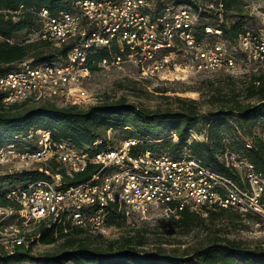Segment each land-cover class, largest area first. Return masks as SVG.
<instances>
[{"label":"built area","instance_id":"obj_1","mask_svg":"<svg viewBox=\"0 0 264 264\" xmlns=\"http://www.w3.org/2000/svg\"><path fill=\"white\" fill-rule=\"evenodd\" d=\"M178 1L77 0L55 14L41 8L36 13L40 27L31 36L57 47L70 43V49L64 59L45 63L26 59L0 74L2 103L52 100L67 107L88 106L86 63L103 49L109 55L95 63L97 69L128 65L143 79L174 81L202 73L244 75L249 69L252 74L264 69L263 32L243 29L234 41L224 40L219 27L224 19L221 0L215 8L205 7L209 13L215 11L218 25L207 22L202 14L207 11L195 1L197 10ZM111 132L107 129L106 139L78 148L53 140L47 130L30 129L0 146V167L6 168L0 176L35 169L44 174L38 180L0 184V251L13 254L17 247H26L39 237L30 236L40 225L64 234L78 229L107 236L113 213L123 219L146 218L153 207L171 215L188 210L208 218L228 209L264 218V179L245 158L223 154L226 166L238 171V183L188 156L142 150L138 138L111 144ZM49 162L58 165L56 172L37 167ZM89 166L95 170L87 181L65 184Z\"/></svg>","mask_w":264,"mask_h":264},{"label":"trees","instance_id":"obj_2","mask_svg":"<svg viewBox=\"0 0 264 264\" xmlns=\"http://www.w3.org/2000/svg\"><path fill=\"white\" fill-rule=\"evenodd\" d=\"M75 1L77 0H0V74L16 69L17 65L26 59H32L34 63L64 59L70 49V43H62L57 47L47 40L24 39L19 42L15 38L23 32L25 37H28L39 29L40 20L36 13L41 8L55 14L67 10ZM166 1L168 0L161 3ZM213 1L209 0L210 3ZM216 3L217 0L215 5ZM222 3L224 18L227 13H236L240 10L238 5L234 6L238 3L237 0H222ZM177 4L194 6L192 0H179ZM219 27L222 29V38L228 41H234L243 31L239 22L225 19ZM108 55L107 49L91 54L86 67L90 72H95L97 70L95 63ZM244 88V98L249 102L255 100L256 104L243 105L237 100L224 101L221 106L206 114L197 108V102L194 100L181 99L179 109L162 112L140 109L122 101L102 102L85 109L55 105L27 108L28 104L37 103L23 101L7 106L2 103L0 96V146L13 142L15 136L30 129H43L49 131L55 141H69L78 148H87L97 140L106 139L107 129L119 130L124 133L120 140L138 138L142 141L140 145L142 150L148 148L156 152L161 150L160 153L166 151L169 156L179 158L183 156L182 150L186 149L189 153L187 156L199 161L205 168L239 183L238 171L233 167H227L224 159L221 160L219 157L223 156L226 150H233L234 146L240 147L241 143L223 132L242 129L244 125L253 126L256 119L264 121V69L252 74ZM238 97L239 95H235L234 98ZM192 134L203 135V139H193ZM249 139L250 148L246 149L243 158L252 164L255 171L264 179V138L250 134ZM156 142H160V145H154ZM102 148L103 146L97 150ZM37 167L54 173L58 165L49 162L39 164ZM94 170V167L89 166L85 172L66 179L65 184H81L88 180ZM43 177L44 174L35 169L19 174L1 175L0 184H19ZM234 212L222 209L210 213L207 220L216 222L222 217L234 216ZM235 214L240 215L237 212ZM245 216L258 217L253 214ZM173 217H177L175 221L177 227L183 229H189L205 221L200 215L188 210L173 214ZM121 218L120 215L113 213L108 222L114 224ZM81 234L87 233L73 229L64 234L54 227L40 225L32 232V235L39 237L29 243L53 245L63 240L64 244H70L69 249L33 259L29 257L27 248L21 246L17 247L13 254L0 251V264H24L28 260L35 264H264V247L250 248L226 237H208L191 254L176 256L163 252L147 254L139 249L142 243L133 242L132 237L106 241L101 247H92L91 244L84 243L75 246L72 237ZM95 236L103 238L100 235Z\"/></svg>","mask_w":264,"mask_h":264},{"label":"rangeland","instance_id":"obj_3","mask_svg":"<svg viewBox=\"0 0 264 264\" xmlns=\"http://www.w3.org/2000/svg\"><path fill=\"white\" fill-rule=\"evenodd\" d=\"M237 1L238 3L234 6H239V12L227 13V16L223 18L228 21L239 22L242 29L260 30L264 33V0ZM215 2L216 0L212 3L209 0H200L196 3L207 11H202V14L208 18L207 22L218 25L220 22L217 21L215 11L209 13V10L205 8L210 4L215 8ZM180 6L185 5L181 4ZM177 8L179 7L177 6ZM15 39L19 42L24 39L34 41V37L31 35L25 37L24 32ZM249 71L244 75L214 72L197 74L180 80L161 81L143 79L138 76L136 69L128 65H123L120 68L97 69L95 72H90L88 79H86L85 88L91 101L88 106L82 108L85 109L102 102L122 101L148 111H175L179 109L182 99L196 101L197 108L206 114L208 111L221 106L224 101L237 100L243 105L247 103L256 104L255 100L249 102L244 98V87L249 83V78L253 73L250 69ZM235 95H239V97L234 98ZM43 105L67 107L60 101L46 100L39 104H28L27 108ZM255 121L253 126L244 125L242 129L237 128L230 132L224 130L223 133L235 137L241 143L240 147L234 146L233 150L228 149L226 152L233 154L234 157H244L246 149H248L246 145L251 144L250 134L264 138V121L260 119ZM122 136L124 133L119 130L111 132L109 135L111 144H117ZM154 145L159 146L160 142H156ZM158 152L162 151L158 150ZM182 155L187 156L189 153L183 149ZM219 159L225 161L226 157L223 155ZM2 171H6V168L0 167V172L2 173ZM233 215L227 218L222 217L216 222L203 218L205 221L202 224L183 229L177 227L175 223L177 217L165 213L161 207H153L146 218L131 215L110 224V231L107 236H102V239L87 233L72 237V241L75 246L84 243L85 245L91 244L92 247H101L106 241L132 237L133 242L142 243L139 249L147 254L163 252L176 256L191 254L206 238L214 236L233 239L250 248L264 247V218L260 216H238L235 212ZM69 245L68 243L64 244L63 240H59L53 245H44L39 242L28 243L26 248L29 251V257L35 259L50 253L67 250ZM24 264L35 263L28 260Z\"/></svg>","mask_w":264,"mask_h":264}]
</instances>
